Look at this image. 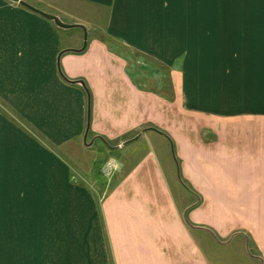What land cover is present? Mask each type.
<instances>
[{
    "label": "crops",
    "instance_id": "1",
    "mask_svg": "<svg viewBox=\"0 0 264 264\" xmlns=\"http://www.w3.org/2000/svg\"><path fill=\"white\" fill-rule=\"evenodd\" d=\"M22 1L77 27L0 0L16 264H215L214 247L264 264V20L201 0Z\"/></svg>",
    "mask_w": 264,
    "mask_h": 264
},
{
    "label": "rangeland",
    "instance_id": "2",
    "mask_svg": "<svg viewBox=\"0 0 264 264\" xmlns=\"http://www.w3.org/2000/svg\"><path fill=\"white\" fill-rule=\"evenodd\" d=\"M203 2L212 3L215 5H226L227 7H230L232 9V15H236L239 18L243 17V19L249 20H264V0H201V3ZM132 57L134 58L135 56ZM136 60L138 61L137 58ZM150 70L151 77H154L155 73L164 72V70L159 66L151 67ZM18 157L20 158L21 154L18 149L16 150V148L0 151V179L3 178L11 180L15 178V170ZM170 176H172L177 185H185L180 173H178L177 166H175V171H173L172 175ZM180 191L185 193V189H182ZM195 206L196 205L192 203H184L178 205L179 208H182L184 227L192 231H202L204 227L202 224H193L188 219L189 212H191V210ZM14 224L15 223L12 224V222L8 220L4 215H0V231H2L1 227H5L6 225L8 228H14ZM8 228H6L7 232ZM6 230H4L2 234L0 233V264H16V246L17 243H19L18 240L20 241V238L22 237H17L14 234L13 230H9L11 231V234H6ZM210 252V256L212 257L211 259H214L216 261L215 264H227L225 261L228 258V253L223 248H210Z\"/></svg>",
    "mask_w": 264,
    "mask_h": 264
},
{
    "label": "water",
    "instance_id": "3",
    "mask_svg": "<svg viewBox=\"0 0 264 264\" xmlns=\"http://www.w3.org/2000/svg\"><path fill=\"white\" fill-rule=\"evenodd\" d=\"M11 1H14V2H19L22 6L26 7L27 9L35 12V13H38L40 15H42L43 17L49 19V20H53L58 26L60 27H63V28H74V27H77V26H73V25H64L61 23V21L55 17V16H52V15H48L34 7H32L30 4L26 3L25 1H22V0H11Z\"/></svg>",
    "mask_w": 264,
    "mask_h": 264
}]
</instances>
